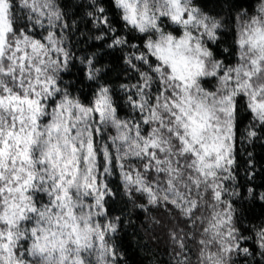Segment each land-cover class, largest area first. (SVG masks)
Listing matches in <instances>:
<instances>
[{"label":"snow or ice","instance_id":"1","mask_svg":"<svg viewBox=\"0 0 264 264\" xmlns=\"http://www.w3.org/2000/svg\"><path fill=\"white\" fill-rule=\"evenodd\" d=\"M0 264H264V0H0Z\"/></svg>","mask_w":264,"mask_h":264}]
</instances>
